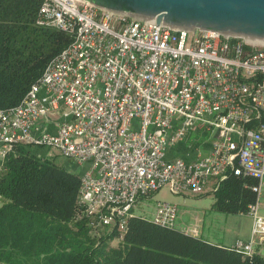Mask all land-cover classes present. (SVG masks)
I'll use <instances>...</instances> for the list:
<instances>
[{"label":"built area","instance_id":"built-area-1","mask_svg":"<svg viewBox=\"0 0 264 264\" xmlns=\"http://www.w3.org/2000/svg\"><path fill=\"white\" fill-rule=\"evenodd\" d=\"M36 23L71 41L19 103L0 108V176L17 145L57 148L82 168L81 215L118 240L138 203L164 186L216 193L229 176H250L251 239L231 246L264 247V42L142 24L80 0H43ZM195 133L211 140L208 153L167 158ZM178 214L159 201L150 219L202 236L179 227Z\"/></svg>","mask_w":264,"mask_h":264},{"label":"trees","instance_id":"trees-1","mask_svg":"<svg viewBox=\"0 0 264 264\" xmlns=\"http://www.w3.org/2000/svg\"><path fill=\"white\" fill-rule=\"evenodd\" d=\"M42 2L0 0V108L19 103L71 41L36 23ZM72 169L24 145L7 156L0 176V264H264L262 247L247 254L141 215L130 219L121 240L115 228H92L81 215V179ZM256 183L229 176L215 193V207L246 212L257 198Z\"/></svg>","mask_w":264,"mask_h":264},{"label":"water","instance_id":"water-1","mask_svg":"<svg viewBox=\"0 0 264 264\" xmlns=\"http://www.w3.org/2000/svg\"><path fill=\"white\" fill-rule=\"evenodd\" d=\"M142 24L264 42V0H80Z\"/></svg>","mask_w":264,"mask_h":264},{"label":"rangeland","instance_id":"rangeland-1","mask_svg":"<svg viewBox=\"0 0 264 264\" xmlns=\"http://www.w3.org/2000/svg\"><path fill=\"white\" fill-rule=\"evenodd\" d=\"M204 139L206 136L200 133H195L192 137V140ZM31 150L41 157L55 156L58 161L64 162L69 168L73 167V163L71 164L69 159L61 156L55 147L31 146ZM81 169V167L77 168V172H81ZM159 201L178 205V226L190 229L199 226L202 236L204 235L211 242L231 246L238 239H251L252 216L247 212L232 213L217 210L214 205L216 194L210 190L203 193L192 191L174 193L168 186H164L150 196L143 198L134 211L138 215L153 218ZM262 201L264 202V198ZM261 212L264 213L263 209ZM113 244L117 245L118 240L116 239ZM261 250L264 252V247Z\"/></svg>","mask_w":264,"mask_h":264},{"label":"crops","instance_id":"crops-1","mask_svg":"<svg viewBox=\"0 0 264 264\" xmlns=\"http://www.w3.org/2000/svg\"><path fill=\"white\" fill-rule=\"evenodd\" d=\"M212 148L211 140H184L170 146L167 150V158L174 159L182 157L191 160L197 157L198 153H208ZM73 167L75 165L73 164ZM74 169V168H73ZM264 198V193L262 199ZM264 211V202L262 201Z\"/></svg>","mask_w":264,"mask_h":264},{"label":"bare ground","instance_id":"bare-ground-1","mask_svg":"<svg viewBox=\"0 0 264 264\" xmlns=\"http://www.w3.org/2000/svg\"><path fill=\"white\" fill-rule=\"evenodd\" d=\"M253 42H258V41H253Z\"/></svg>","mask_w":264,"mask_h":264}]
</instances>
